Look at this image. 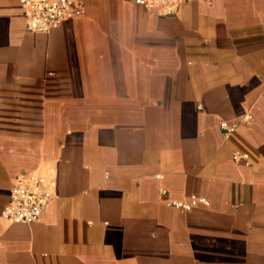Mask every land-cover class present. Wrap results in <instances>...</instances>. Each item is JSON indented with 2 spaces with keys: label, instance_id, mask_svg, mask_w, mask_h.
Returning a JSON list of instances; mask_svg holds the SVG:
<instances>
[{
  "label": "crops",
  "instance_id": "obj_1",
  "mask_svg": "<svg viewBox=\"0 0 264 264\" xmlns=\"http://www.w3.org/2000/svg\"><path fill=\"white\" fill-rule=\"evenodd\" d=\"M26 174L53 197L10 223ZM0 264H264V0H86L47 33L0 0Z\"/></svg>",
  "mask_w": 264,
  "mask_h": 264
},
{
  "label": "built area",
  "instance_id": "obj_2",
  "mask_svg": "<svg viewBox=\"0 0 264 264\" xmlns=\"http://www.w3.org/2000/svg\"><path fill=\"white\" fill-rule=\"evenodd\" d=\"M86 0H19L26 28L47 33L62 23L81 17ZM146 11L160 16L175 15L186 0H133ZM221 126L224 127L223 124ZM54 181L46 176L26 174L15 178L10 199L2 217L10 223L32 224L39 220L52 199Z\"/></svg>",
  "mask_w": 264,
  "mask_h": 264
}]
</instances>
